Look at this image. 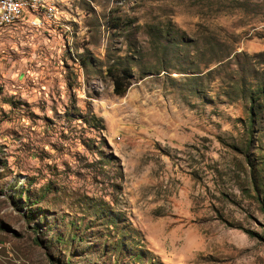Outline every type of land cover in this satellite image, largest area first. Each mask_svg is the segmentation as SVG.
Wrapping results in <instances>:
<instances>
[{
	"label": "rangeland",
	"instance_id": "374dc122",
	"mask_svg": "<svg viewBox=\"0 0 264 264\" xmlns=\"http://www.w3.org/2000/svg\"><path fill=\"white\" fill-rule=\"evenodd\" d=\"M47 1L0 29V264H264V0Z\"/></svg>",
	"mask_w": 264,
	"mask_h": 264
},
{
	"label": "built area",
	"instance_id": "2783aa9c",
	"mask_svg": "<svg viewBox=\"0 0 264 264\" xmlns=\"http://www.w3.org/2000/svg\"><path fill=\"white\" fill-rule=\"evenodd\" d=\"M55 6L47 0H0V29L22 25H39L54 16Z\"/></svg>",
	"mask_w": 264,
	"mask_h": 264
},
{
	"label": "trees",
	"instance_id": "16d2710c",
	"mask_svg": "<svg viewBox=\"0 0 264 264\" xmlns=\"http://www.w3.org/2000/svg\"><path fill=\"white\" fill-rule=\"evenodd\" d=\"M117 21V20H116ZM112 21V25L116 26L117 22ZM109 73L111 72L110 69L108 70ZM112 73V72H111ZM123 74L120 75H113V89L116 94H123L127 87L129 86V82H124L127 80L126 76ZM264 90L259 89L257 92H251L249 94L250 99V107H249V121L248 124L253 126L255 123V119L258 117L259 114V105H257V100L262 97Z\"/></svg>",
	"mask_w": 264,
	"mask_h": 264
}]
</instances>
